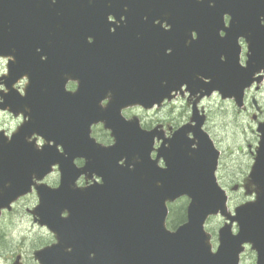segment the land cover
Here are the masks:
<instances>
[{"label": "water", "instance_id": "obj_1", "mask_svg": "<svg viewBox=\"0 0 264 264\" xmlns=\"http://www.w3.org/2000/svg\"><path fill=\"white\" fill-rule=\"evenodd\" d=\"M29 1L33 56L25 95L17 96L18 111L29 118L17 132L15 153L9 146L0 147V209L30 188L34 172L45 173L52 163L64 160L54 150L42 153L22 142L33 132L54 140V147L60 143L69 158H88L78 141H72L79 136L91 146L95 171L104 180L97 190L76 191L69 189L71 176L64 172L59 187L38 191L40 222L58 234V242L36 251V258L42 264H238L243 243L250 242L256 263L264 264V130L250 173L257 184L256 198L236 207L232 215L227 211L226 193L216 184L214 163L210 160L207 164L206 155L185 158L177 167L167 161L172 176L167 170L158 176L149 155L153 131L141 130L119 115L129 104L151 106L178 83L190 80V76L186 78L189 70L178 64L165 72L175 76L160 81L154 78L159 73L156 64L144 67L149 49L164 50V42L154 43L153 38L142 35L146 34L142 28L153 25L155 19L160 25L165 20L171 27H196L198 39L193 47L199 54L191 70L196 62L211 65L212 59L206 62L200 58L204 49H223L225 74L230 77L225 80L233 85L232 78L241 76L240 97L243 86L250 82L246 71L252 62L264 61V0ZM224 13L230 15L228 26L223 23ZM110 14L119 23L108 21ZM111 24L114 32L109 31ZM50 26L74 28L64 31L65 39L69 37L72 43L66 42L54 55L49 52L51 46L47 48L43 42ZM220 28L225 30L223 39L217 37ZM161 31L179 34L174 28ZM239 36L245 38L251 52L245 71L238 68ZM38 47L41 50L37 52ZM69 50L75 51V58L66 54ZM47 52L49 57L42 60L41 55ZM214 71L220 72L216 64ZM67 77L78 80L73 93L63 89ZM106 97L110 101L104 109L100 101ZM97 121L112 129L114 144L101 146L90 140L89 126ZM120 158L125 159V165H117ZM181 195L190 199L187 220L172 231L165 226L166 201ZM64 209L69 215L60 218ZM218 212L230 222L219 229L220 244L213 251L203 224L209 214ZM234 220L239 225L236 234L230 228Z\"/></svg>", "mask_w": 264, "mask_h": 264}, {"label": "flooded vegetation", "instance_id": "obj_2", "mask_svg": "<svg viewBox=\"0 0 264 264\" xmlns=\"http://www.w3.org/2000/svg\"><path fill=\"white\" fill-rule=\"evenodd\" d=\"M31 9V1L25 0V2H17V0H0V147L9 146V150L15 153L16 142H17V130L24 120L21 113H18V101L17 96L24 92V88L29 83V77L27 72L29 71V63L32 62V45L33 35L32 26L29 24L31 16L29 11ZM230 15L228 13L223 14L224 25L228 24ZM112 19V16H110ZM159 19L154 20L153 25L145 26L142 28L146 31V34H142L143 37L153 38V42L159 41L164 42L163 52L156 49H149L145 55H147L146 65L150 67L154 66L159 73L154 75L157 81L161 78L166 79L167 76H175L170 73H165L172 69V64L179 67H184L189 70L186 78L190 76L188 83H178L175 87L168 91L158 105H155L150 110H145L140 106H128L121 109L120 114L132 121L138 119L141 127L146 130H153V147L151 151V158L155 160V164L159 170L166 168L164 154L167 157L170 154L178 156L187 154H204L210 164L212 159L215 160V175L217 183L223 187L231 196L233 192H237L243 189L245 192L252 193L256 190L255 182L249 178V173L255 162L259 140L264 130V61H253L252 66L246 71L249 75L250 83L244 89V95L242 104H238L234 101V97H223L221 92L229 91L234 96L239 91V84L241 82V76L232 78L235 80L234 84L226 82L225 77L230 78L225 74L224 62L226 61V53L223 49L206 48L201 53V60L208 62L212 59L211 65L209 63H191L195 60L199 54L198 50H194L193 44L195 39H198L196 27L191 25L187 26H174L171 27L164 20L162 24H157ZM264 23V20H262ZM47 34H44V44L51 50V55L56 52H60V49L65 45L66 42L72 43L68 37L65 39L64 31L74 29L69 26H50L47 27ZM67 30H66V29ZM172 28L179 30V34L162 33L161 30L170 31ZM115 27L109 25V31L114 32ZM56 32H59L57 34ZM225 36V30L220 28L218 30V36L223 39ZM159 39V40H158ZM159 44V45H160ZM238 46V67L241 71H245L247 61V44L242 36L237 38L236 42ZM41 48H37V52ZM229 53V52H228ZM227 53V54H228ZM69 57L75 58V51L69 50L66 52ZM49 57V53L41 55V59ZM177 58V59H176ZM176 59V60H175ZM215 64L217 72L215 74ZM143 67V68H144ZM160 68L163 73H160ZM211 72V73H210ZM166 77V78H165ZM12 81L7 85L8 81ZM215 80L216 82H212ZM219 81V82H218ZM78 83L74 78L67 77L64 90L67 92H74L77 89ZM220 86V89L218 87ZM217 102L219 104L230 103L237 113H249L250 121L253 123V131L255 133L254 142L246 143V148L249 147V155L251 156V163L247 172L244 173V180L240 182L227 181L223 175L224 162L223 159L228 154L225 153V147L221 140L210 133L207 129L208 115L210 112L209 104ZM101 105L105 107L107 105V99L101 101ZM178 110L180 113H185V122H180L176 125L173 119H175V111ZM119 114V115H120ZM120 115V116H121ZM19 119V123H17ZM21 120V121H20ZM8 127H5V124ZM174 123V126H173ZM181 129V127H183ZM252 132V130H251ZM176 134V135H175ZM89 138H93L101 144L108 145L113 142L111 131L103 126V123H93L90 126ZM77 140L80 142V137ZM36 141L38 147L47 145L48 141L44 137L36 136L35 134H28L22 139V142ZM12 146V147H11ZM241 146H238V149ZM58 151L63 152L61 145L58 146ZM64 160L60 163L52 164L51 169L48 173L43 175L41 179H37L34 172L32 177L34 183L32 184V190L23 196L18 197L13 203L10 209H3L2 213L12 214L19 213L21 209L27 208L31 215L33 225H36L41 233L44 234V241L37 247L32 248V258L37 263V260L33 256V252L36 249L50 245L56 241L55 234L50 231L47 226H41L34 219V213H32L33 207L38 201V197L35 190V185H48L50 187H56L62 174L64 172L71 176V183L69 184L70 189L77 190H97V184L102 183V178L91 170L86 164L85 159L81 155H73L72 158L67 159V154H58ZM231 157V156H229ZM123 160H120L119 164H122ZM239 188V190H237ZM28 205V207H27ZM31 206V207H29ZM2 214V215H3ZM65 214V213H63ZM236 230V226H234ZM0 234V240H1ZM211 239L213 246L216 245V237L211 233ZM248 252H253L254 263L256 264L255 251L249 249V245H246ZM246 250L242 253L240 258V264L245 259ZM24 253L23 250H17L14 254L12 262L9 264H24L23 262ZM38 264V263H37Z\"/></svg>", "mask_w": 264, "mask_h": 264}, {"label": "rangeland", "instance_id": "obj_3", "mask_svg": "<svg viewBox=\"0 0 264 264\" xmlns=\"http://www.w3.org/2000/svg\"><path fill=\"white\" fill-rule=\"evenodd\" d=\"M209 106L211 107L208 115L207 129L221 140L226 150L225 153L228 154L223 159V175L227 181L241 183L246 176L243 175L247 172L251 163L249 147L246 148L245 145L255 140L254 126L250 121L249 113H237L230 103L221 105L213 102ZM185 113H180L178 110L175 111V114H173L175 119L173 121L174 123L176 122V125L186 121L183 120ZM17 123H19V119H17ZM5 127H8L7 123ZM238 146H241V148L238 149ZM240 189L238 188L237 190L239 191L236 193L233 192L230 208L253 198L252 193L245 192L242 188ZM221 222L222 218L212 216L206 223V229L215 235ZM0 234L2 237L0 240V264L12 262L14 254L20 249L24 253V264L38 263L32 258V248L33 246L34 248L39 246L44 241V234L41 233V230L36 225H33L27 208L21 209L19 213H4L0 218ZM253 263V252H248V249H246L245 259L242 264Z\"/></svg>", "mask_w": 264, "mask_h": 264}, {"label": "trees", "instance_id": "obj_4", "mask_svg": "<svg viewBox=\"0 0 264 264\" xmlns=\"http://www.w3.org/2000/svg\"><path fill=\"white\" fill-rule=\"evenodd\" d=\"M179 208L181 209V211L179 212L180 214H178V215L175 216L174 221H172L173 224H176L177 222H179L180 220H183V219L185 218V217H184V212H183V210H182L183 207L180 206ZM179 215H180L181 217H180ZM178 216H179V218H178Z\"/></svg>", "mask_w": 264, "mask_h": 264}]
</instances>
